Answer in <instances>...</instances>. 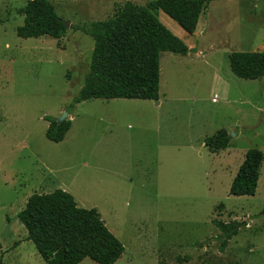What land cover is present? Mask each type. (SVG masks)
Wrapping results in <instances>:
<instances>
[{
    "label": "rangeland",
    "instance_id": "obj_1",
    "mask_svg": "<svg viewBox=\"0 0 264 264\" xmlns=\"http://www.w3.org/2000/svg\"><path fill=\"white\" fill-rule=\"evenodd\" d=\"M50 1L69 22L59 40L19 36L28 0H0V264H48L17 214L56 188L98 209L125 246L114 264H264V77L236 76L229 59L264 51V0H213L192 34L156 10L190 48L161 53L160 99L73 109L94 49L85 29L152 0ZM64 111L72 126L54 142L44 116ZM222 128L230 142L213 152L205 138ZM250 148L263 155L256 193L234 195ZM214 220L245 224L223 252Z\"/></svg>",
    "mask_w": 264,
    "mask_h": 264
},
{
    "label": "trees",
    "instance_id": "obj_2",
    "mask_svg": "<svg viewBox=\"0 0 264 264\" xmlns=\"http://www.w3.org/2000/svg\"><path fill=\"white\" fill-rule=\"evenodd\" d=\"M211 1L152 0L142 6L126 1L112 18L93 22L85 29L94 39L90 70L70 108L95 98L159 100L161 53L187 55L190 48L155 11H164L192 34ZM21 12L24 23L17 27L21 37L50 36L59 40L67 31L64 19L50 0H28ZM229 59L236 76L264 77V51H232ZM44 120L48 121L46 137L54 142L62 141L72 125L71 119L58 121L50 114L45 115ZM230 138L229 132L222 128L207 136L205 144L218 152L228 146ZM262 159L258 149L248 150L232 181V194L256 193ZM17 215L27 229L28 238L48 264H80L87 257L99 264H114L125 252L124 244L110 231L98 209L80 206L75 197L62 188L32 194ZM214 222L220 230L217 238L223 252L245 224L239 220Z\"/></svg>",
    "mask_w": 264,
    "mask_h": 264
},
{
    "label": "water",
    "instance_id": "obj_3",
    "mask_svg": "<svg viewBox=\"0 0 264 264\" xmlns=\"http://www.w3.org/2000/svg\"><path fill=\"white\" fill-rule=\"evenodd\" d=\"M64 21H65L66 26L68 27L69 26V22L66 21V20H64ZM68 115H69V112L64 111L57 119H58V121H63L65 119H67Z\"/></svg>",
    "mask_w": 264,
    "mask_h": 264
},
{
    "label": "crops",
    "instance_id": "obj_4",
    "mask_svg": "<svg viewBox=\"0 0 264 264\" xmlns=\"http://www.w3.org/2000/svg\"><path fill=\"white\" fill-rule=\"evenodd\" d=\"M126 99H128V98H126ZM142 100H152V99H142ZM72 126V125H71ZM70 130V129H69ZM68 133V132H67Z\"/></svg>",
    "mask_w": 264,
    "mask_h": 264
}]
</instances>
